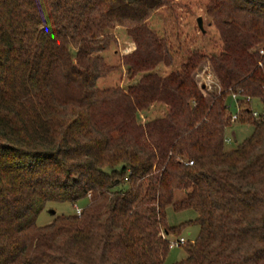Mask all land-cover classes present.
<instances>
[{"label":"trees","instance_id":"1","mask_svg":"<svg viewBox=\"0 0 264 264\" xmlns=\"http://www.w3.org/2000/svg\"><path fill=\"white\" fill-rule=\"evenodd\" d=\"M173 1L0 0V264H165L189 226L175 264H264V119L245 109L250 136L224 142L230 94L264 101V0H209L218 52L161 77L174 57L147 22ZM116 29L137 82L99 90ZM205 63L220 89L208 100ZM156 105L164 115L139 123ZM84 199L80 216L36 226L46 204ZM169 207L196 218L169 227Z\"/></svg>","mask_w":264,"mask_h":264},{"label":"rangeland","instance_id":"2","mask_svg":"<svg viewBox=\"0 0 264 264\" xmlns=\"http://www.w3.org/2000/svg\"><path fill=\"white\" fill-rule=\"evenodd\" d=\"M209 0H174L168 8L157 10L148 20L147 24L150 29L156 33L159 38L165 39L172 56L174 64L172 68L167 70L160 69L157 74L164 76L174 70H177L181 63L193 52H200L206 55L218 52L220 43L216 30L211 26L209 19L205 15V8ZM197 19L202 21V30L197 26ZM116 37V44L111 45L109 49L100 54L104 64L107 67H112L114 70L105 78L98 80L96 88L104 90L108 88H121L126 90L134 85L137 79L131 80L126 74V69L120 65L122 56L131 52V43L125 37L121 29H116L112 32ZM208 64H204L202 71L197 72L194 80L198 87L204 89L203 95L208 100L209 94H218L220 89L214 81L212 73L209 71ZM209 77V78H207ZM164 115V110L161 107L153 106L147 112L141 113L138 117L139 123L143 124L155 118H160ZM240 128L241 131H238ZM235 132L236 137L230 144L226 145L227 150H234L241 142L247 139L251 134L249 126H240L233 124L226 130V135ZM184 198L183 192H176L173 202H178ZM87 205V200H81L76 205L72 206L69 203H48L44 210L40 213L36 220V226L43 228L50 225L55 218L59 216H74L76 209L82 211ZM196 214L187 210L181 213H175L172 208L166 211V220L169 227H178L189 221H193ZM199 229L197 226H189L185 228L180 237L185 241L192 242ZM175 241V238H169ZM186 258L182 247L172 248L169 250L165 264H175Z\"/></svg>","mask_w":264,"mask_h":264},{"label":"built area","instance_id":"3","mask_svg":"<svg viewBox=\"0 0 264 264\" xmlns=\"http://www.w3.org/2000/svg\"><path fill=\"white\" fill-rule=\"evenodd\" d=\"M262 55L263 52L260 51ZM209 78V77H207ZM227 111L231 115L230 122L231 124H236L242 115V112L246 109L252 119H264V101L253 99L249 96H246L242 93L241 90L233 92L230 94L229 102L226 106ZM226 144L231 142V139L225 138L224 141ZM192 165V163H188ZM81 210L76 209V215L80 216ZM169 249L178 248L185 245V241L180 238L175 241L168 240Z\"/></svg>","mask_w":264,"mask_h":264},{"label":"crops","instance_id":"4","mask_svg":"<svg viewBox=\"0 0 264 264\" xmlns=\"http://www.w3.org/2000/svg\"><path fill=\"white\" fill-rule=\"evenodd\" d=\"M160 69H163V70H165V71L167 70L166 67H164V66H159V67L156 69V73H158L157 71L160 70ZM168 74H169V73H168ZM168 74H166V75H168ZM166 75H164V76H166ZM164 76H162V77H164ZM238 131H241L240 128H239ZM226 137L229 138V139H231V140H233V139L236 137L235 132H232L230 135H226Z\"/></svg>","mask_w":264,"mask_h":264},{"label":"water","instance_id":"5","mask_svg":"<svg viewBox=\"0 0 264 264\" xmlns=\"http://www.w3.org/2000/svg\"><path fill=\"white\" fill-rule=\"evenodd\" d=\"M197 26L200 30H202V21L201 19H197Z\"/></svg>","mask_w":264,"mask_h":264}]
</instances>
